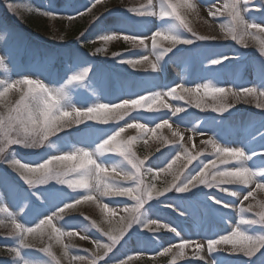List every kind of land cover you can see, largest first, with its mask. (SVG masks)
I'll return each mask as SVG.
<instances>
[{"label":"rangeland","instance_id":"1","mask_svg":"<svg viewBox=\"0 0 264 264\" xmlns=\"http://www.w3.org/2000/svg\"><path fill=\"white\" fill-rule=\"evenodd\" d=\"M74 2L75 4L81 2V6L75 9ZM177 2L183 4L184 0H177ZM188 2L196 4L197 9L182 7L180 11L193 31L200 35L215 36L217 39L178 46L180 51L174 50V54H168L161 62L160 70L154 72L149 62L140 60V57L148 56L149 61H155V56L150 51V38L153 32L163 27L162 21L158 15L149 17L147 23L137 28L133 20H129L128 17L131 16L134 20L142 18L134 13L125 12L126 9L146 4L147 0H100L99 3H95V0H91V3L90 0H0V57L4 60V65L0 66V80L14 82L28 77L54 87L64 83L67 76L88 67L90 72L83 83L69 85L71 102L77 107L82 106L78 99L82 94L89 97V105L92 102L117 103L119 101L116 99L115 92L119 88H125L129 93L122 98H137L149 92H167L176 84L194 88L197 84L211 82L218 87H232L235 79L243 87H260L257 73L253 69H257L260 62L264 60L259 43L261 39H264V34H260L255 40L251 37L246 38L247 47H245L244 44L233 41L230 35L226 34V29L231 23L227 12L216 18L207 15L208 6L216 4L217 7H221L225 0H188ZM9 4L14 6L15 11L8 7ZM262 4L264 0H250L248 7L252 11L244 13L245 19L249 22L264 23V12L257 10ZM88 8H91V12L87 11ZM51 9H55L58 14L45 16L44 12ZM154 10L158 13V4ZM77 12H83L84 15L77 16ZM69 15L74 16L75 19L69 20L67 18ZM97 16L103 17L99 25L94 23V18ZM101 25L105 29L125 25L126 35L138 33L146 35L149 38L148 50L133 47L122 37L105 43L98 39V36L110 34V32L102 31ZM32 27L34 30H31ZM182 34L186 38H191V34L187 31H182ZM60 37L63 39L61 40ZM160 43L165 47L169 46L168 41L161 40ZM68 44L73 47L67 49ZM30 46H32L31 49H29ZM98 47H104L106 51L96 53L95 50ZM113 53L122 54L118 59L131 58L139 63L135 68L118 63L116 59H113ZM211 53H222L233 57L238 64L230 60L225 61L223 67L216 66L214 79V74L207 71L209 64L206 57ZM57 56L63 58V63L59 59L57 61L54 59ZM177 91L185 96L184 100H174L170 96L164 97L168 104L185 109L176 115H173L170 109H163L158 113L144 112L142 117L134 112L131 115L135 120L125 117L124 120L114 124L97 125V128L101 130L97 135L103 138L124 127L125 130L120 138L126 140L129 137L142 136V133L140 129L127 128L125 122L146 123L149 128H154L162 120H169V125L156 129L155 133L150 132L147 136H142L133 145V151L138 158L149 157V160L145 162L146 168L166 170L161 172L155 181L156 190L159 191L169 187L176 175L189 171L195 174L203 163L216 159L212 154L214 151L212 146L202 144L201 140L215 136L222 146L245 147L246 151L258 150L262 143L261 134L264 133V110L257 109L254 103L237 102L235 110L230 115L225 113L222 116L208 107L209 104L216 102L212 99L211 93L205 95L203 89L195 95H189L180 89ZM20 95L21 91L17 88L10 89L6 93L4 103L14 104ZM198 102L201 104L200 108L195 107ZM4 111V104H0V113ZM80 127L83 128V125ZM177 128L184 133L182 142L173 134ZM67 131L72 132L71 129ZM61 135L60 140L53 137V143L45 149L11 146L9 158L20 159L23 163H32L39 161L42 151L58 154L57 150L71 151L86 147L91 151L95 147L94 144L89 146L79 143L75 133L67 138ZM201 151L202 155L184 169L188 156ZM177 153L181 154L180 159L172 164L171 169H168V164ZM101 160L109 165L115 163L126 169L130 167L114 154H106L101 157ZM247 166L261 167L264 164L257 158L248 161ZM4 167L13 171L6 163L0 165V168ZM145 180L151 182L152 177L145 175ZM124 186L131 185L125 182ZM228 187L246 194L243 186ZM77 193L87 194L82 189L68 190V194L73 198H79ZM213 196L224 203L231 204L235 201V204L231 209H223L222 205L214 204L211 199ZM255 196L256 201L250 199L244 201V205L264 201V192H257ZM242 199L243 195L237 199L221 192L219 188H208L204 185L186 193H178L174 190L167 192L164 196L145 205L144 211L148 218L157 219L161 224H168L169 228H159L153 234L141 226L136 233L126 238V242L122 241L111 253H108L104 260L107 264H119L120 261H125L126 264H246L249 258L243 253H232L230 251L232 245L221 243L215 246L213 252L210 253L207 250L208 239H218L220 235H228L237 226L240 221V200ZM5 203H7L6 197ZM134 203L130 197H103L99 201H82L75 206L74 210H65L63 217L53 222L57 227H63L66 230L81 231V234H87L89 239L82 240L78 236L63 237V243H58L55 240L49 241L47 235L43 239L29 236L28 243L33 247L23 248L21 257H15L9 253L8 249L16 247V242L6 236L9 229L0 226V264H24L25 260L30 264H90L93 253L104 255V249L98 248L93 241L106 244L109 241L103 232L112 231L114 235L118 234L123 226L120 217L124 216V210L131 209ZM103 204H108V209H104ZM167 204L179 207L178 209L168 208ZM12 210L17 212L18 219L24 216V212L14 208ZM52 210L54 211L55 208ZM113 210H118L116 215H113ZM181 212L183 215L180 214ZM84 217L88 219L85 220ZM0 218H4L2 214ZM246 218H255V216L253 213H247ZM150 227L155 228V226ZM171 227H175L180 232V237H176L170 231ZM243 227L247 228L250 234L258 231L256 226ZM181 238L203 244L204 248L200 252L203 259L193 258L194 246L185 247L184 257L179 255L178 247H173L170 253L158 254L162 252L163 247L177 246ZM64 244L71 245L67 255ZM49 245H51L50 252L42 251ZM72 256H84L87 259L74 261L71 259ZM104 260L99 264H104Z\"/></svg>","mask_w":264,"mask_h":264},{"label":"snow or ice","instance_id":"2","mask_svg":"<svg viewBox=\"0 0 264 264\" xmlns=\"http://www.w3.org/2000/svg\"><path fill=\"white\" fill-rule=\"evenodd\" d=\"M99 2L100 0H95V3ZM249 3L250 0H225L221 7L211 4L207 8V15L212 18L223 15L224 12L228 13L231 23L226 29V34L230 35L233 41L244 44L245 47H247L246 38L251 37L255 40L260 34H264V23L249 22L245 19L244 13L252 11L248 7ZM157 4L158 13L154 10ZM8 7L15 11L13 5L9 4ZM182 7L197 9V5L189 3L188 0H184L183 4L178 3L177 0H156V3L154 0H147V3L140 7L125 10L126 13H134L137 17L142 18L134 20L133 17H128L129 20H133L137 28L147 23L149 17L158 15L162 21L163 27L153 32L150 38V51L155 56V61H149L148 56L140 57V60L149 62L154 72L160 70L161 62L168 54H174V50L175 52L180 51L178 46L194 45L197 41L207 42L217 39L215 36L200 35L193 31L180 11ZM257 10L264 12V4ZM87 11L91 12V8H88ZM57 14L55 9L44 12L45 16ZM76 15L82 16L84 13L77 12ZM67 18L75 19L71 15ZM102 19V16H97L94 18V23L99 25ZM101 28L104 32H110V34L98 36V39L105 43L122 37L129 41L133 47L148 50L147 41L149 38L142 33L126 35L125 25L114 26L112 29H105L101 25ZM222 30L224 29L222 28ZM182 31L190 33L191 38H186ZM60 39L62 40L63 37ZM161 40L168 41L169 46L165 47L160 43ZM259 43L260 52L264 54V39H261ZM95 51L96 53L105 52L106 49L98 47ZM121 55V53H113L112 57L118 63L128 64L133 68L139 63L131 58L118 59ZM206 59L209 64L207 71L214 74V79L216 78V66L223 67L224 62L230 60L238 64L233 57L222 53H211ZM3 65L4 60L0 57V66ZM253 71L257 73L260 87H243L235 79L232 87H218L211 82L197 84L194 88L176 84L167 92L154 91L146 95H139L137 98H122L129 93L125 88H119L115 92L116 99L119 101L117 103L92 102L89 105V97L82 94L78 98L82 105L79 107L71 102L69 85L83 83L90 72L88 67L67 76L64 83L54 87L28 77L14 82L0 80V104H4L5 107V111L0 113V165L6 163L13 170L10 171L7 167L0 168V214L4 217L0 218V226L9 229L6 236L16 242V247L8 249L9 253L15 257H21L23 248L33 247L28 243L29 236L43 239L47 235L49 241L55 240L58 243H63V237L78 236L82 240H87L89 239L87 234L82 235L81 231L57 227L53 221L62 218L65 210H74L75 206L82 201H99L103 197H130L135 203L131 209H125V215L120 217L123 226L118 234L114 235L112 231H105L103 234L108 237V243L101 244L99 241H93L98 248L104 249V255L93 253L90 264H99L108 253H111L122 241L126 242V238L136 233L141 226L153 234L159 228H169L168 224H161L157 219L148 218L144 211L145 205L164 196L167 192L174 190L178 193H186L204 185L208 188H219L221 192L237 199L243 195V199L240 200L239 223L230 234L220 235L218 239H208V252H213L215 246L223 243L232 245L230 249L232 253H243L245 257L249 258L246 260V264H264V201H257L255 204L250 202L244 205V201L250 199L256 201L255 194L257 192H264V166H247L248 161L257 158L264 164V133L261 134L262 143L258 150L249 149L246 151L245 147L222 146L215 136L201 140L202 144L212 146L214 150L212 154L216 159L203 163V166L195 174L189 171L182 172V175H176L174 182L169 187H165L163 191L156 190L155 181L159 178L160 173L166 170L146 168L145 162L149 160V157L138 158L133 151V145L142 136H147L150 132L155 133L156 129L169 125V120H162L154 128H149L146 123L125 122L127 128L140 129L142 133V136H133L126 140L120 138L121 133L125 130L124 127L107 135V138L97 135L101 131L97 125L114 124L124 120L125 117L135 120L131 115L134 112L142 117L144 112L158 113L163 109H170L173 115L185 111V109L174 107L164 100L165 96H170L174 100H184L185 96L179 94L178 89L189 95L199 94L202 89L205 95L211 93L212 99L216 102L209 104L208 107L222 116L225 113L230 115L235 110L236 103L240 101L254 103L257 109L264 110V60ZM13 88L21 91L19 99L11 105L4 103L6 93ZM195 107L200 108L201 104L198 102ZM81 125L83 128L80 127ZM68 129H71L72 132H68ZM72 133L76 134L79 143L89 146L94 144L95 147L91 151L86 147L71 151L57 150L58 154L42 151L39 161L32 163H23L20 159L9 158L11 146H20L25 149H45L53 143V137L60 140L61 134L67 138ZM173 134L179 137L181 142L183 141L184 133L178 128ZM200 134L203 135V133ZM97 141L101 142L97 143ZM202 151L195 155H189L187 163L183 166L184 169L197 160L202 155ZM106 154L118 156L125 165L130 167L126 169L115 163L111 165L104 163L101 157ZM180 155V153L176 154L172 162L168 164V169H171L172 164L180 159ZM145 175L151 176L152 181L146 182ZM125 182L131 186H124ZM230 185L243 186V191L246 194L240 190H232L228 187ZM77 189H82L87 194L77 193L79 198H73L68 194V190ZM5 197L7 203H5ZM211 199L215 205H222L223 209H231L235 204V201L231 204L224 203L215 196ZM108 207V204H103L104 209H108ZM166 207L178 209L179 206L167 204ZM13 208L24 212V216L18 219L17 212L13 211ZM53 208H55L54 211ZM117 212L118 210H113V215H116ZM247 213H253L255 218H246ZM180 214L183 215V212ZM84 219L88 218L84 217ZM92 223L94 225V222ZM29 224L34 226H28ZM150 226H155V228ZM243 226H256L258 231L250 234L249 230ZM170 231L176 237H180V232L175 227H171ZM141 235L144 234L141 233ZM192 246L195 248L193 258L203 259L200 252L204 245L182 238L177 246L163 247L162 252L158 254L170 253L173 247H178L179 255L184 257L185 247ZM63 247L67 255L71 245L64 244ZM50 249L51 245L42 251L50 252ZM71 259L84 261L87 258L72 256ZM128 259L130 260L131 257L129 256ZM24 264H30V262L25 260ZM104 264H107L106 260H104ZM119 264H126V262L120 261Z\"/></svg>","mask_w":264,"mask_h":264},{"label":"trees","instance_id":"3","mask_svg":"<svg viewBox=\"0 0 264 264\" xmlns=\"http://www.w3.org/2000/svg\"><path fill=\"white\" fill-rule=\"evenodd\" d=\"M72 5H73V4H72ZM80 6H81V2H77L76 4H75V2H74V7H75V9L78 8V7H80ZM31 30H34V28L32 27ZM71 47H73V46H72V45H69V44L66 45V48H67V49H69V48H71ZM60 59H61V58H60Z\"/></svg>","mask_w":264,"mask_h":264}]
</instances>
